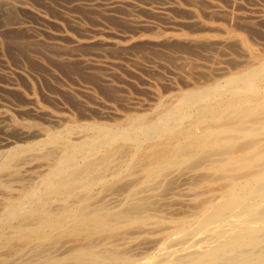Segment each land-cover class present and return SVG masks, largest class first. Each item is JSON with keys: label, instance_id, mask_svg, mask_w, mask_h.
<instances>
[{"label": "bare ground", "instance_id": "bare-ground-1", "mask_svg": "<svg viewBox=\"0 0 264 264\" xmlns=\"http://www.w3.org/2000/svg\"><path fill=\"white\" fill-rule=\"evenodd\" d=\"M40 1L0 0V264H264V0Z\"/></svg>", "mask_w": 264, "mask_h": 264}, {"label": "rangeland", "instance_id": "rangeland-1", "mask_svg": "<svg viewBox=\"0 0 264 264\" xmlns=\"http://www.w3.org/2000/svg\"><path fill=\"white\" fill-rule=\"evenodd\" d=\"M30 1V3L34 6V8L35 9H37L38 11H40V12H43L42 10H45L46 12H47V9L45 8V6H42V4H41V1L40 0H29ZM58 1V2H57ZM55 0L54 1V5L53 6H51L50 7V9H49V11H48V14H50L49 16H52V15H61L63 12H65V10H66V12H68V13H71V14H73L74 12H71L73 9L75 10V11H77L78 12V14H76V13H74L75 15H78V16H80V17H83V20L81 19V21L86 25V24H88L87 26H89V25H91V23H93V25L92 26H94V24H96V25H99V27H107V25L112 29V26L111 25H113V29H114V27H115V31H121V30H123V29H121L120 27H118L117 25H120V26H123V27H125L126 25L124 24V23H116V21L114 22L111 18H109L107 15H106V12L105 11H101L100 12V15H103L102 16V19H101V16L98 14L97 16H94V14L93 15H89V14H87L86 13V9H84V7L83 6H80V8L78 9V8H70V6H69V3H70V0H61L60 2H59V0ZM62 1H64L65 3H68V4H65L64 2H62ZM138 1V0H137ZM145 1H148V0H139L138 2H145ZM150 1H153L154 2V4L156 5V6H163L164 5V3H166V1H168L167 3H166V5H170L169 3H173V1L172 0H150ZM171 1V2H170ZM175 1V0H174ZM178 1H181V2H178ZM178 1H175L173 4H175V5H178V4H180V3H182V1L183 0H178ZM57 2V3H56ZM82 2H88V0L87 1H85V0H82ZM249 2V3H248ZM248 2L245 0L244 1V5H243V7H242V10L241 11H244V12H251V9H255L257 6H258V4H255L256 2H250L249 0H248ZM36 3V4H35ZM59 3H60V5H59ZM62 3V4H61ZM99 3H103V2H99ZM141 3V4H142ZM158 3V4H157ZM161 3V4H160ZM183 3H184V1H183ZM56 4V5H55ZM104 4V3H103ZM163 4V5H162ZM226 7H228L229 8V6H228V4H226V3H223ZM255 4V5H254ZM67 5V7H65ZM154 5V6H155ZM253 5V6H252ZM55 6H58V7H60L59 9H58V7H55ZM54 7V8H53ZM65 7V8H64ZM105 7V6H104ZM82 8V9H81ZM39 9H41V10H39ZM52 10V11H51ZM84 10V11H83ZM56 11V12H55ZM3 11H1L0 10V16L3 18V19H1V17H0V28H2V27H6V26H8V25H10V24H13L14 22H15V20L18 18V17H20L18 14H20V12H16V11H13V13H14V15H10L9 17L6 15V14H8V13H2ZM16 12V13H15ZM62 12V13H61ZM83 12H85L86 13V16H87V18H86V16H84L85 15V13H83ZM119 12V13H118ZM82 13V14H81ZM3 14H4V17H3ZM17 14V15H16ZM73 14V15H74ZM116 14H118V15H120V14H122V12H120V11H117L116 12ZM6 15V16H5ZM89 15V16H88ZM98 16H100V18L98 17ZM176 16V15H175ZM6 17H8V18H6ZM11 17H12V19H11ZM14 17H16V19L14 18ZM80 17H78L79 19H80ZM95 17H98V18H95ZM107 19H106V18ZM146 17V18H145ZM14 18V19H13ZM86 18V19H85ZM91 18V20H88V19H90ZM143 18L145 19V20H150V21H155V19H153V18H149L148 16H145V15H143ZM178 19H181V20H183L182 18H179V17H177ZM7 19V20H6ZM11 19V20H10ZM105 19V20H104ZM152 19V20H151ZM10 20V21H9ZM88 20V21H87ZM95 20H96V22H95ZM98 20V21H97ZM102 20H104V22L102 21ZM4 21V22H3ZM6 21V22H5ZM29 21V22H28ZM33 21V22H32ZM40 21V22H39ZM37 20V19H30L29 20V18H25V20H24V22L26 23V24H29V25H31L32 27H35L36 29H38L39 31L41 30V32H44V30H46L47 29V27L44 25V23H43V21H41V20ZM85 21V22H84ZM88 23H87V22ZM100 21V22H99ZM105 21H107V22H105ZM158 21V22H157ZM89 22H91V23H89ZM156 22L158 23V24H160L159 26H160V28H161V30H165V31H167V32H171V33H173V32H180L179 30V28H177L178 26H180L181 27V25H178V26H176V25H169V27L168 26H166L167 24H164V22H162V21H159V20H156ZM43 23V24H42ZM104 25H102V24ZM112 23V24H111ZM161 24H163V25H161ZM38 27V28H37ZM109 27H107L108 29H109ZM171 27H173V28H171ZM175 27V28H174ZM41 28V29H40ZM126 28V30H132L130 27H125ZM169 28V29H168ZM187 28V27H186ZM48 29H49V27H48ZM47 29V30H48ZM51 29V28H50ZM170 30V31H168V30ZM144 33H151L150 32V30H146V31H143ZM258 37V38H256V37ZM255 36H251V34H250V39H251V41H253L255 44H258V42H263L262 41V39H261V41H260V38H262L261 37V35H255ZM255 37V39H253ZM260 37V38H259ZM256 41V42H255ZM264 43V42H263ZM18 48V47H17ZM14 51V52H13ZM15 51H16V53H15ZM10 52V53H9ZM29 52V51H28ZM141 51H139V50H137V51H134V57L132 56V58H137V59H139V56H142L140 59L141 60H144V59H147L146 57H145V54H143L144 52L142 51L141 53H142V55H140L141 53H140ZM13 53H14V57H13ZM31 55H33V54H35V55H37V53L36 52H34V51H30L29 52ZM29 53H26L25 55H27L28 54V56H29ZM8 54L10 55H7L6 54V51L4 52V51H2V50H0V72H3V71H19V73L20 72H22V68L20 67L21 66V64L23 65V62H21L22 60H23V57H24V60H26V57L25 56H23L22 54H24L21 50H13V49H8ZM8 56V57H7ZM23 56V57H22ZM125 56V55H124ZM124 56H122L123 57V59L121 60V62H123V63H128V57H127V59H126V57H124ZM15 57H17V58H15ZM19 57V58H18ZM121 57V58H122ZM9 58V59H8ZM5 60V62H3L4 60ZM136 59V60H137ZM11 62H10V61ZM15 60H16V62H15ZM20 61V63H19V61ZM126 60V61H125ZM145 61L146 60H144L143 62L145 63ZM14 62V63H13ZM17 65H16V64ZM145 64H149V62H146ZM8 67H10V69L8 68ZM19 68V69H18ZM122 68H124V66H122ZM2 69V70H1ZM29 69H31V68H29ZM35 69H36V71H35ZM34 70V71H33ZM63 70V69H62ZM62 70H57L56 71V73H54V74H56L57 75V77L59 78V80H61V81H63V79H64V81L66 82V83H69V84H71V85H77V84H75L77 81H79L78 79L76 80V79H72V77L70 76V75H67V73H65V71H62ZM123 69H120V71H122ZM31 71L34 73V74H39V70H37V68H35V67H33L32 69H31ZM168 71H171V69H167V71L165 70L162 74H163V76H165V77H168V76H171L172 75V71H171V73L169 72L168 73ZM62 72V73H61ZM103 72H105V71H103ZM106 74H108V72H105ZM121 73H124L127 77H130L131 76V74L130 73H125L124 71L123 72H121ZM144 74H142V76L143 77H148V74H145V72H143ZM37 74V75H38ZM109 75H110V73H109ZM130 75V76H129ZM70 77V78H69ZM138 77H140L141 78V81H140V78H138V80L136 81V84H137V86L139 85V86H145L144 84H143V77H141L140 75L138 76ZM131 78V77H130ZM130 78H127V79H130ZM69 80V81H68ZM145 80V79H144ZM44 81H46L47 82V79H45ZM63 81V82H64ZM73 81H75V82H73ZM81 81V80H80ZM83 81V80H82ZM64 82V83H65ZM85 82V81H84ZM142 82V83H141ZM83 83V82H82ZM79 84H81V83H79ZM130 84V83H129ZM131 85H133V84H131ZM134 86H135V83H134ZM45 87V86H44ZM128 89L130 90V94L132 95V97L134 98V99H137V98H143V99H146V100H149L148 98H147V95H145V94H143L142 92H140L141 91V89H139V88H137L136 86L135 87H132V86H129L128 87ZM133 89V90H132ZM45 90V89H44ZM40 92H42V89H40L39 90ZM53 91V90H52ZM140 92V93H139ZM146 96V97H145Z\"/></svg>", "mask_w": 264, "mask_h": 264}]
</instances>
